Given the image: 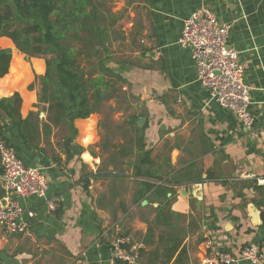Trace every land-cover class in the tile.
<instances>
[{"label":"crops","instance_id":"crops-1","mask_svg":"<svg viewBox=\"0 0 264 264\" xmlns=\"http://www.w3.org/2000/svg\"><path fill=\"white\" fill-rule=\"evenodd\" d=\"M121 1L113 8L122 17L123 45L120 52L114 45L115 55L134 54L137 63L116 60L112 66L131 84L141 106L125 113L111 101L101 113L77 120L78 136L69 148L59 145L63 136L58 129L48 138L41 126L40 150L28 152L7 123L20 155L43 171L49 189L47 199L22 201L21 218L30 224V236H11L0 226V264H122L116 261L113 240L131 235L140 242L148 230L146 219L153 215L144 209L149 202H135L133 171L125 166L122 174L103 163L116 153L112 147L121 141L120 127L135 113L144 117L141 126L148 121L155 168L167 172V180L181 181L166 183L175 189L169 194L172 211L198 224L184 240V264H198L216 252L239 254L247 245L258 247L263 255L259 264H264V0ZM202 7L229 26L228 44L239 52L250 88L256 118L252 130L211 100L196 79L191 52L178 44L184 21ZM25 63L22 88L13 78V89L23 99V118L39 111L38 93L29 86L46 69L40 59ZM40 116L46 120L45 113ZM108 143L112 147L106 149ZM186 187L188 194H183ZM47 200L55 203L54 210ZM156 207L152 204L149 211ZM147 261L148 256L140 257L139 264Z\"/></svg>","mask_w":264,"mask_h":264},{"label":"trees","instance_id":"trees-1","mask_svg":"<svg viewBox=\"0 0 264 264\" xmlns=\"http://www.w3.org/2000/svg\"><path fill=\"white\" fill-rule=\"evenodd\" d=\"M114 6V0H0V37L9 39H1L0 44L15 46L26 61L43 60L46 67L29 86L38 93L35 107L39 111L23 118L22 96L13 89L22 88L21 82L17 77L18 85L14 86L12 77L17 73L16 64L22 62L11 48H0V141L13 148L26 166L20 147L39 151L41 126L48 138L58 129L63 136L59 145L69 148L78 136L77 120L101 113L111 101L118 106L120 98L125 106L119 109L127 113L133 106L131 99H138L122 72L112 66L118 64L114 45L122 18L113 12ZM41 113L47 114L46 120ZM142 118L135 113L120 127V143L104 146H111L116 153L103 164L122 174L124 167H129L138 180L135 202L140 206L145 200L149 202L144 209L153 218L146 219L148 230L139 239L146 246L141 258L148 256V264H170L178 255L174 264H184L188 253L184 240L198 224L191 216L172 211L173 197L169 194L174 195L175 189L166 183L181 181H169L167 172L155 168L153 149L146 138L148 121L139 126ZM7 123L17 131L20 147L9 136ZM155 203L158 207L149 211Z\"/></svg>","mask_w":264,"mask_h":264},{"label":"built area","instance_id":"built-area-1","mask_svg":"<svg viewBox=\"0 0 264 264\" xmlns=\"http://www.w3.org/2000/svg\"><path fill=\"white\" fill-rule=\"evenodd\" d=\"M228 36L229 26L221 23L211 9L202 7L184 21L178 44L191 52L196 79L208 89L211 100L235 115L246 130H252L256 118L250 110V88L244 80L240 54L230 47ZM0 166L9 191L8 206H0V226L11 236H30V224L21 218L22 201L31 197L47 199L48 178L41 169L26 166L15 150L1 141ZM47 202L54 210L55 203ZM112 247L116 261L122 264H139L141 251L146 248L131 235L116 237ZM262 258L258 247L247 245L239 254L216 252L198 264H259Z\"/></svg>","mask_w":264,"mask_h":264},{"label":"rangeland","instance_id":"rangeland-1","mask_svg":"<svg viewBox=\"0 0 264 264\" xmlns=\"http://www.w3.org/2000/svg\"><path fill=\"white\" fill-rule=\"evenodd\" d=\"M115 2L117 3V6L119 5V4H121L122 3V1L121 0H115ZM115 7V6H114ZM5 37H0V40L1 39H4ZM5 39H8V38H5ZM9 40V39H8ZM122 41V37L120 36V34H118L117 35V42H116V44H115V47H116V49H118L119 50V52L121 51V48H122V43L123 42H121ZM0 48H11L12 50H13V53L14 54H18L19 55V57H20V61L22 62L21 64L19 63V64H16V70H17V73L14 75V76H12L15 80H16V78L17 77H23V73H22V67H21V65L22 64H24V62H26L25 64H29V63H31V60L30 61H26L25 60V56L23 55V54H21V53H19L17 50H16V48H15V46L14 47H9V46H5V45H2V44H0ZM116 53H117V51H116ZM118 54V53H117ZM115 57H116V55H115ZM115 60H117V61H126V62H130V61H132V62H134V63H137V58L136 57H134V54H131V56L130 57H127V56H122V55H120V53H119V55H117V57L115 58ZM140 99H136V98H134V99H131V102H132V105L133 106H131V108H135V106H141V105H139L140 104ZM112 102H114L115 103V101H112ZM118 106H117V109H119V108H121V107H124L125 106V102H124V99H122V98H120V99H118ZM120 110V109H119ZM106 114H112V111H111V108H106V110L104 111ZM41 117V116H40ZM46 117H47V114H46ZM44 118V117H43ZM109 123V125H113L114 123H112V122H108ZM59 135H62V134H59Z\"/></svg>","mask_w":264,"mask_h":264},{"label":"water","instance_id":"water-1","mask_svg":"<svg viewBox=\"0 0 264 264\" xmlns=\"http://www.w3.org/2000/svg\"><path fill=\"white\" fill-rule=\"evenodd\" d=\"M44 113H42L43 115ZM143 120H140L139 121V126H141L143 124ZM128 170V169H126ZM4 178L2 177V175H0V206L1 207H7L8 204H9V200H8V197H9V191L6 189V187L4 186ZM194 186H198L197 188V192L200 191L201 189V184H198V185H194ZM193 186V187H194ZM195 188V187H194ZM199 190V191H198ZM190 191V190H189ZM183 194H188V191H187V187L185 188V190L182 192ZM200 193V192H199ZM193 196V195H191ZM144 205L148 204V201H144L143 202ZM264 222V221H263Z\"/></svg>","mask_w":264,"mask_h":264}]
</instances>
